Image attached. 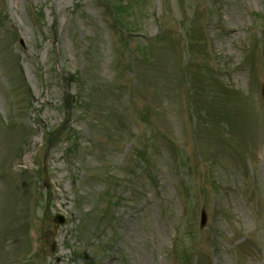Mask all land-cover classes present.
<instances>
[{"label": "rangeland", "instance_id": "rangeland-1", "mask_svg": "<svg viewBox=\"0 0 264 264\" xmlns=\"http://www.w3.org/2000/svg\"><path fill=\"white\" fill-rule=\"evenodd\" d=\"M115 1L0 0V264H264V0Z\"/></svg>", "mask_w": 264, "mask_h": 264}, {"label": "trees", "instance_id": "trees-1", "mask_svg": "<svg viewBox=\"0 0 264 264\" xmlns=\"http://www.w3.org/2000/svg\"><path fill=\"white\" fill-rule=\"evenodd\" d=\"M115 3H117V1H114V4ZM117 6L119 7V3H117ZM126 7H128L127 4H126ZM115 13L118 14L120 17H122L123 15L122 12L118 10V8H115Z\"/></svg>", "mask_w": 264, "mask_h": 264}, {"label": "water", "instance_id": "water-1", "mask_svg": "<svg viewBox=\"0 0 264 264\" xmlns=\"http://www.w3.org/2000/svg\"><path fill=\"white\" fill-rule=\"evenodd\" d=\"M203 218H204V215H203Z\"/></svg>", "mask_w": 264, "mask_h": 264}]
</instances>
